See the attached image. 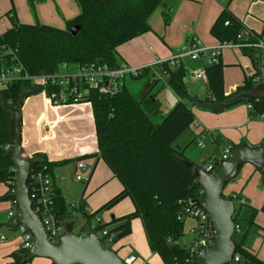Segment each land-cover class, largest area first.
I'll list each match as a JSON object with an SVG mask.
<instances>
[{"label":"trees","instance_id":"1","mask_svg":"<svg viewBox=\"0 0 264 264\" xmlns=\"http://www.w3.org/2000/svg\"><path fill=\"white\" fill-rule=\"evenodd\" d=\"M30 9L43 0H27ZM79 8V14L66 21L65 28L56 29L50 26L34 24L25 25L17 21L14 9L6 13L11 22V28L0 35V66L15 57L29 75H49L58 71L60 65H75L79 68L90 64L106 66L115 69L119 63L116 50L123 44L151 31L149 19L168 0H73ZM232 0H227L222 10L210 28V35L219 43H249L256 42L259 36L243 27L242 23L230 11ZM165 23L170 21V13L164 11ZM228 23L225 26V23ZM80 26L76 36L69 29ZM242 30L251 32L248 38L238 39ZM250 56L252 61L255 49H241ZM225 66L204 67L207 77V96L199 100L190 96L184 80L186 70L181 66L170 68L167 63L144 68L133 80L146 78L151 72H161L166 85L178 98L172 111L163 116L160 123L155 124L151 118L149 107L153 98L145 94L136 99L122 86L116 95L104 97L95 89H89L83 102L92 108L95 137L98 149L97 157L111 171L113 177L121 185V190L104 203L97 211L86 215L96 218L99 213L109 211L124 199H129L133 211L119 218H114L106 224H99L95 232L109 229L115 238L111 244L121 241L131 234V223L141 220L149 250L156 254L162 264H196L195 256H191L186 248L177 244L183 236L185 219H178L184 214L189 201L198 198L202 188L198 185L181 159H185L174 144L176 140L195 121L192 108L198 106L212 113H221L238 104L251 105L250 118L264 114V101L251 100L225 104L235 95L246 93L253 89L258 74L246 77L243 84L228 95L224 92L223 70ZM57 91L58 88L48 91ZM40 90L33 89L27 82H15L0 90V184L8 190L0 201L14 189L15 178L11 174L13 165L6 157L10 145L9 126L11 112L7 109L18 103L19 124L20 109L23 100ZM206 134V133H205ZM264 143V142H263ZM221 148L222 141H213ZM232 149L236 146L231 145ZM82 157L76 161L84 160ZM31 160L38 164L35 171L52 174V169L58 163H49L41 154H35ZM63 162L62 164L67 163ZM214 169L218 165L219 156H213ZM240 168V167H239ZM239 170V169H238ZM29 196L35 201L36 189L27 183ZM234 202L238 196H228ZM82 200L80 198L79 202ZM232 217L234 225L241 229L242 238L237 244L235 255L237 263L231 264H264L257 255L244 247L247 234L254 224L253 217L248 220V226L243 229L239 211ZM52 209L58 221L64 223L71 218L73 210L58 191L53 189ZM260 211L264 214V204ZM71 213V214H69ZM17 228V227H16ZM236 234V233H234ZM233 234V235H234ZM104 240L107 237H103ZM101 243V241H100ZM103 247V246H102ZM20 250L12 255V263L21 264Z\"/></svg>","mask_w":264,"mask_h":264},{"label":"crops","instance_id":"2","mask_svg":"<svg viewBox=\"0 0 264 264\" xmlns=\"http://www.w3.org/2000/svg\"><path fill=\"white\" fill-rule=\"evenodd\" d=\"M226 1L168 0L162 8L157 9L150 17V32L117 48L116 59L118 63L129 67H152L159 61L164 62L171 59L192 42H199L203 47H213L218 42L210 35V28ZM53 3L57 4L60 9H66L64 8V3L62 5L59 0H54ZM48 4L51 5L50 2L45 5L40 4L41 13L43 7ZM67 5L64 21L71 20L79 14L77 6L74 7L70 3ZM11 9H14L19 23L21 18L25 17L24 0H0V35L8 26L3 16L7 19L6 13ZM164 11L170 13L168 24L165 23ZM230 11L242 23L243 27L258 35L264 44V0H232ZM55 26L62 27L60 25ZM253 59L254 62L241 49H225L222 51L221 62L225 66L223 82L226 95L241 86L246 77L257 73V59L260 61V65L264 67V55L261 51L254 52ZM181 66L186 71H201L206 65L204 61H191L189 58H184L181 60ZM66 73L75 74L71 71H66ZM144 79H146V83L142 90L141 98L145 94H149L153 98L149 108H156L153 114L156 116L161 115L162 118L164 112L173 101L166 90H169L177 101L178 98L166 85V78L161 72H151ZM184 82L189 84L186 85V89L190 96H194L197 99H204L207 96V85L205 82L194 80L190 77H186ZM123 86L125 87V81ZM250 110L249 104L245 103L238 104L221 113H212L195 106L192 108L195 121L187 130L193 139L191 140L187 137L186 141L177 144L184 132L176 140L175 147L181 151L185 159L197 166L200 165L202 157L197 156L188 143L195 141L201 132L206 133L207 138L212 143L216 138H219L222 141L220 149L228 144L237 146L242 143L251 148L259 147L264 142V114L250 118ZM20 119L22 157L31 159L35 154H41L49 163H58L52 169L53 189L60 193L67 204L74 203L72 201L68 202L69 199L67 197L74 198L75 196L76 198L79 195L78 193L74 194L73 183L69 182V172L77 174L75 176H79V172H84L85 176H87L86 183L83 184L80 194V198H82L80 207L87 211L86 215L97 211L121 190V185L113 177L109 168L97 157L98 149L93 113L89 103L56 105L41 93L33 94L23 100L20 109ZM196 142L197 140L194 144ZM213 156L214 154L211 151L208 152L202 161V166L199 167L203 168L205 165L212 164ZM82 157L87 158L76 161ZM65 161L68 162L62 164ZM83 162H86L88 167ZM78 163H82L84 169H79L77 167ZM243 166H245L244 170L247 168L246 166H249L251 168L249 170H252L251 165L245 164ZM246 170L248 171V169ZM263 187L260 186V188ZM7 190L6 185L0 184V198L5 195ZM223 195L226 197L230 196L225 191ZM236 196L239 197L240 195L237 194ZM261 203L262 194L259 204H256L257 207ZM11 205L16 209V205L13 202H11ZM79 210H82V208ZM132 211L133 205L131 201L124 199L111 210L106 211L102 215L105 220L101 218L99 223L106 224L114 218L122 217ZM10 212L13 213L12 217H9ZM14 216L15 214L9 208L8 203L0 201V264L12 263V255L19 252L22 247L21 234L12 224ZM108 216H110V219ZM73 219H76L74 215L67 221ZM255 224L261 230L260 233H264V224L259 223V220ZM88 228L90 227L88 226ZM91 231H94V229H88L86 233ZM134 232L139 236V242L137 241L138 248L136 249L143 257L148 259L147 263L162 264L155 256L151 257L146 249L142 247V239L143 236L145 237V233L142 222L139 219L131 223V235L126 238L131 237ZM124 243L125 241L122 240L120 245H117V249L122 254L127 255L129 251L122 249ZM244 247L264 262V237L260 236L252 247L245 246V244ZM129 255L135 256L133 254ZM136 259L138 258L136 257ZM27 264H51V262L48 259L35 258ZM137 264L142 263L139 262Z\"/></svg>","mask_w":264,"mask_h":264},{"label":"water","instance_id":"3","mask_svg":"<svg viewBox=\"0 0 264 264\" xmlns=\"http://www.w3.org/2000/svg\"><path fill=\"white\" fill-rule=\"evenodd\" d=\"M79 29L80 26H73L69 32L76 36ZM256 68L260 83L249 92L235 95L225 104L251 100L264 101V67L260 65L258 59ZM166 92L173 101L163 116L169 114L178 102L169 90ZM7 109L11 112V119L10 148L6 157L12 162L11 174L15 178L14 189L7 196V200L13 202L17 209L12 221L13 226H23L32 238L31 246L20 256L21 264H27L35 258L48 259L51 264H122V260L115 252L102 247L97 232L91 231L85 235L74 233L77 219L63 223L64 230L56 243L47 240L40 218L32 209L27 186L29 174L38 163L22 157L18 103ZM181 163L202 188L201 195L190 200L189 206L201 208L206 212L211 232V245L199 248L195 257L196 264H229L237 249V244L232 239L235 204L223 195V189L226 184L236 179L238 169L242 165L248 164L257 170L263 167L264 143L256 148L248 147L243 143L237 145L227 159L218 162L212 173L205 172L202 167L187 159H181Z\"/></svg>","mask_w":264,"mask_h":264},{"label":"built area","instance_id":"4","mask_svg":"<svg viewBox=\"0 0 264 264\" xmlns=\"http://www.w3.org/2000/svg\"><path fill=\"white\" fill-rule=\"evenodd\" d=\"M228 23H225L227 26ZM252 33L242 30L238 39L248 38ZM255 49L258 52H262L264 55V44L260 39L252 43H217L213 47H203L199 42H192L187 47L175 54L171 59L164 62H157L156 65L167 63L170 68L181 67V60L189 58L191 61H204L206 66L217 65L221 62V53L225 49ZM68 65H60L58 71L49 75H29L21 63L15 58H11L9 61L3 63L0 66V90L7 88L9 85L15 82H27L33 89L40 90V93L45 95L53 104H79L83 102V97L87 94L89 89H95L104 97H112L122 88L123 82L127 76L130 78L137 77L141 74L142 70L147 67H129L124 64L118 65L115 69H109L103 65L90 64L85 67H77L78 72L75 74H67L66 72L60 73V70ZM153 67V66H152ZM151 68V67H150ZM187 77L194 80H200L207 82V77L204 69L201 71H186ZM260 83V78L255 79V84ZM58 88L57 91H48L50 89ZM39 93V94H40ZM249 108L251 105L249 104ZM205 133L201 132L198 137L204 138ZM197 147L203 149L204 145L202 141H197ZM10 145L5 147L9 150ZM232 151L230 145H226L221 149L219 161L227 159L229 153ZM79 169H84L82 163H78ZM205 172L212 173L214 171L213 163L205 165L203 167ZM53 175H49L45 172L35 171L30 172L27 183L32 185L36 189L35 201L32 202L33 211L39 216L43 229L45 231L47 240L51 243H56L58 237L64 230L62 222L58 221L52 209V197H53ZM77 181H82V177L76 176ZM30 197V196H29ZM243 205V202H241ZM79 201L70 203L69 209L76 211L81 209L86 213L87 211L80 207ZM13 213H9V217H12ZM178 219H191L194 222L195 227L190 230V234L193 236V241L186 249L191 256L196 257V253L200 247H207L211 245V232L209 226V220L206 212L198 207L185 208L184 214ZM99 223V219H97ZM18 232L21 234L22 247L21 249L26 251L32 243L31 234L26 231L23 226L17 227ZM109 229L106 228L101 231L103 237H107V241L111 243L115 238L114 234H110ZM234 233L240 234L241 229L239 226L234 225ZM135 256H128L122 260V264H135ZM239 257L234 254L231 262L237 263Z\"/></svg>","mask_w":264,"mask_h":264},{"label":"rangeland","instance_id":"5","mask_svg":"<svg viewBox=\"0 0 264 264\" xmlns=\"http://www.w3.org/2000/svg\"><path fill=\"white\" fill-rule=\"evenodd\" d=\"M49 2L51 3V5L48 4L45 7H43V11L41 13L40 12V4L42 3V5H45L46 3H49ZM53 2H54V0H43L42 2L38 3L35 6L34 10H32V9H30V7L28 5V1L24 0V10L26 11V13L24 14L25 17L21 18L22 23L21 22L20 23L25 24V25H34V24L38 23L40 25L50 26V27H53L56 29H62L63 30L65 28V23H66V21L63 20V18H64L65 11L67 10V7H68L67 4L70 3L71 5H74V7H76L77 5L73 0H59V2H61L62 5L64 3V8H66V9H60L59 6L57 4H54ZM25 7H26V9H25ZM3 18H4V21L8 24V26L5 28V31H7L11 28V23H10L8 18L6 19L5 16H3ZM60 20H61V22H60ZM55 25H60L62 27H57ZM187 62H189V61H187ZM64 69L62 68L60 70V73L63 74V72H66V71H71L74 73L78 72V69L75 65H69L68 69L66 71ZM190 72H194V71H190ZM124 81H125V87L130 92V94L133 97H135L136 99H140L141 94H142V90H143L144 85L146 83V79L133 80L132 78L127 76ZM187 83L188 82H184L185 86L189 85ZM199 100H203V98L199 99ZM149 110H150V108H149ZM154 111H156V108H154V107H153V109L151 108V110H150L151 118L155 124H158L161 122L162 118H161V115H158V116L154 115L153 114ZM187 137L190 138L191 140L193 139L190 132L187 131L177 141V144L186 141ZM196 140L203 142V145H204L203 149L196 146L197 142H196V144H194V142ZM196 140L191 141V143L189 142L188 144L191 147L192 151L197 156L202 157V161L204 160V157L206 156V154L210 151L213 154H215V156H217V157L221 154V149L219 147H216V145L213 144L209 138H207L206 134H205L204 138H199L197 136ZM175 146H176V143L174 144V147ZM202 161H201V163H199L200 164L199 166H202ZM83 164L86 167H88V164L86 162H83ZM244 167L245 166L242 165L239 168L237 177L235 179L236 181L233 180L229 184H226L224 191L228 192V194L230 196H235V194L240 195L239 199H234V204L238 210L240 208L241 202H243L242 208L239 211V218L241 219V224H242L243 229L247 228L248 220L251 217H253L254 224L252 225V229L247 234L245 242H244L245 246L252 247L254 245V243L257 242V240L260 236L264 237V233H260L261 230L255 224V222H258V220H259V223L264 224V214L260 211L261 206L264 204V187L260 188V186H264V165L260 170L255 169L253 166H251L252 170H249V169H251V168H249V166H246L247 168H245V170H244ZM246 169H248V171ZM68 174L70 177L69 182L73 183L74 194L75 193L79 194L76 198H75V196H74V198L73 197H67L69 199L68 202L79 201L80 194H81V191L83 189V184L86 183L87 176H85L84 172H79L78 175L82 177V181L79 182L75 179L76 178L75 175H77V174H73V172H69ZM56 175H58V174H56ZM56 175H54V176L57 178ZM71 181H73V182H71ZM261 194H262V203L260 206L257 207V205L259 204V202L261 200ZM2 202H7L9 205V208H11L13 210L14 214H16L17 209L12 207L11 202L9 200H2ZM79 212L80 211L76 210L72 213V215H74V218H76L78 220V223L74 228V233H80L82 235H85L88 229H94V228L98 227V225L100 223L97 222V219H101L102 215L106 211L99 213L96 216V218L84 217ZM69 214H71V213H69ZM108 218L110 219V216H108ZM102 220H105V219L102 218ZM79 223H80V225H79ZM88 226L90 228H88ZM194 227H195L194 222L191 219L185 220L184 232H183L184 234L177 241V244L180 247L187 248L192 243L193 236L190 234V230ZM97 235L101 241V245L104 248L110 249L113 252H115L116 255L121 260H123L125 257L130 256L129 254H133L138 258L137 259L138 261H136L135 264H137L139 262H141L142 264H149V263H147L148 259L143 257V255L140 252H138L136 249V248H138V242H139V236L137 235L136 232H134L132 234V236L129 238L125 237L127 240L125 238L122 239L125 241V243L123 244L124 246H122V249L129 251L127 255L122 254L117 249V245H120L122 240L115 243V244H111L107 240L103 239L102 233L100 231L97 232ZM241 238H242V234H234L232 237V239L235 242H240ZM142 247L144 249H146L147 253H149V255H151V257L155 256L156 259H158L160 261V263H162L161 259L156 254H153L149 250L148 244L146 241V237H144V236L142 239Z\"/></svg>","mask_w":264,"mask_h":264}]
</instances>
